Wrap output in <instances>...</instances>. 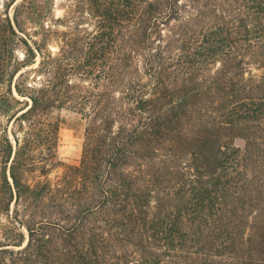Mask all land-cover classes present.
I'll list each match as a JSON object with an SVG mask.
<instances>
[{"label": "trees", "instance_id": "trees-1", "mask_svg": "<svg viewBox=\"0 0 264 264\" xmlns=\"http://www.w3.org/2000/svg\"><path fill=\"white\" fill-rule=\"evenodd\" d=\"M17 1L0 10V264H264V0H76L84 36H52L54 0ZM61 110L85 121L73 165Z\"/></svg>", "mask_w": 264, "mask_h": 264}, {"label": "rangeland", "instance_id": "rangeland-1", "mask_svg": "<svg viewBox=\"0 0 264 264\" xmlns=\"http://www.w3.org/2000/svg\"><path fill=\"white\" fill-rule=\"evenodd\" d=\"M19 1L20 0H18L17 3ZM76 3V0H54L52 14L53 19H56L57 21L51 23L50 28L54 32L52 36H84L85 31L92 33L95 30V20L92 19L91 16L87 15L88 11L79 8ZM0 10H2V0H0ZM11 15L12 9H9V16ZM76 26H79L80 31L75 29ZM54 38L55 39L48 43V46L51 52L56 53L58 51L57 44L60 38ZM16 55L20 58V50L16 51ZM38 60L39 59L37 58L36 62H38ZM255 74H259V72L256 71ZM56 116L60 119L58 146L61 153V159L64 161L63 163L73 165L76 163L81 149L85 121L81 118V116L70 110L58 111L56 112ZM246 142L247 141L245 140H235L233 148H238L240 152L239 154L243 159L242 166L240 165L237 170L246 172L247 175H250L253 170L249 161L246 160V157L249 155ZM231 167L233 168V171H231V182L229 184L231 186L229 191L230 196L227 200L229 204L236 196V189L234 188L242 186L243 183L241 179L239 181L236 180L234 175L235 167L233 164H231ZM261 167L264 166L260 165L259 168ZM61 172V166H53L49 174V178L53 180L55 176L60 175ZM263 206L264 203L259 204V207ZM23 231L25 232V230Z\"/></svg>", "mask_w": 264, "mask_h": 264}]
</instances>
